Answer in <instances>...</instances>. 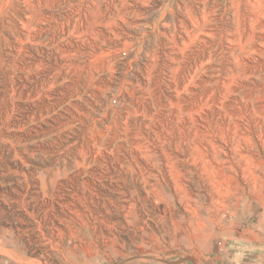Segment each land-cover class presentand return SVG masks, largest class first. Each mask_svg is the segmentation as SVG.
Wrapping results in <instances>:
<instances>
[{
    "label": "rangeland",
    "instance_id": "rangeland-1",
    "mask_svg": "<svg viewBox=\"0 0 264 264\" xmlns=\"http://www.w3.org/2000/svg\"><path fill=\"white\" fill-rule=\"evenodd\" d=\"M263 211L264 0H0V264H192Z\"/></svg>",
    "mask_w": 264,
    "mask_h": 264
},
{
    "label": "crops",
    "instance_id": "crops-1",
    "mask_svg": "<svg viewBox=\"0 0 264 264\" xmlns=\"http://www.w3.org/2000/svg\"><path fill=\"white\" fill-rule=\"evenodd\" d=\"M263 221L264 211L255 225L239 226L240 233L233 240L209 247L192 264H264V233L259 228Z\"/></svg>",
    "mask_w": 264,
    "mask_h": 264
},
{
    "label": "bare ground",
    "instance_id": "bare-ground-1",
    "mask_svg": "<svg viewBox=\"0 0 264 264\" xmlns=\"http://www.w3.org/2000/svg\"><path fill=\"white\" fill-rule=\"evenodd\" d=\"M262 5V4H261ZM257 18V17H256ZM236 133V132H235ZM208 141V140H207ZM210 142H212V141H210Z\"/></svg>",
    "mask_w": 264,
    "mask_h": 264
}]
</instances>
